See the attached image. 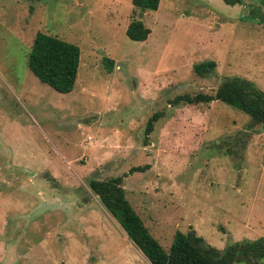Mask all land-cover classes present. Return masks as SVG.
I'll return each instance as SVG.
<instances>
[{
	"label": "rangeland",
	"instance_id": "rangeland-1",
	"mask_svg": "<svg viewBox=\"0 0 264 264\" xmlns=\"http://www.w3.org/2000/svg\"><path fill=\"white\" fill-rule=\"evenodd\" d=\"M38 31L78 47L69 92L28 69ZM227 76L264 93V0H0V264H150L87 185L118 175L164 249L189 228L218 250L264 238V129L219 100L170 102Z\"/></svg>",
	"mask_w": 264,
	"mask_h": 264
},
{
	"label": "trees",
	"instance_id": "trees-1",
	"mask_svg": "<svg viewBox=\"0 0 264 264\" xmlns=\"http://www.w3.org/2000/svg\"><path fill=\"white\" fill-rule=\"evenodd\" d=\"M224 4H239L241 0H222ZM138 11L155 10L158 0H131ZM149 32L138 19H131L125 28V35L134 41L144 40ZM111 67L110 60L104 59ZM79 62V49L70 42L44 32H36L32 38L26 63L31 73L42 83L59 93L69 92L74 84ZM213 60L192 65L193 71L205 76L214 68ZM219 100L244 112L249 121L247 128L264 129V93L249 80L238 76L221 79L212 93L196 92L176 95L172 104H198ZM159 113H152L145 122L144 134L153 128ZM145 166H133L128 172L142 171ZM121 176L106 179L91 178L87 185L97 196L103 208L116 220L126 237L143 254L150 264H230L243 261L258 264L264 258V238L238 240L218 250L204 242L189 228L185 232L174 231L167 249L148 232L143 222L124 197Z\"/></svg>",
	"mask_w": 264,
	"mask_h": 264
}]
</instances>
